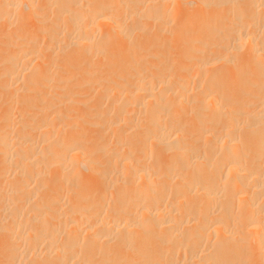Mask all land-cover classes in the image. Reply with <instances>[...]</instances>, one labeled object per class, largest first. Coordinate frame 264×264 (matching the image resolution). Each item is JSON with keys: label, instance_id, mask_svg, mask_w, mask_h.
I'll return each instance as SVG.
<instances>
[{"label": "bare ground", "instance_id": "1", "mask_svg": "<svg viewBox=\"0 0 264 264\" xmlns=\"http://www.w3.org/2000/svg\"><path fill=\"white\" fill-rule=\"evenodd\" d=\"M0 48L4 264H264V0H0Z\"/></svg>", "mask_w": 264, "mask_h": 264}, {"label": "rangeland", "instance_id": "2", "mask_svg": "<svg viewBox=\"0 0 264 264\" xmlns=\"http://www.w3.org/2000/svg\"><path fill=\"white\" fill-rule=\"evenodd\" d=\"M44 17L45 16H38V18H40L39 20L40 21H44ZM39 20L36 18V21H37V23L38 24H40V22H39ZM43 23H47V25L49 24V23H51V22H43ZM50 52V51H49ZM48 52V53H49ZM5 53L6 52H2L1 51V48H0V56H3V55H5ZM48 53H46V54H48ZM50 53H52V52H50ZM63 55V56H62ZM48 56V58L51 56V55H47ZM61 56L64 58H62L63 60H61ZM61 56H60V60H58L60 63V67H62V66H64V64L65 65H69L71 62H72V59H71V57H70V55L68 54V55H66V53H63V54H61ZM65 56V57H64ZM55 58H57L56 56H54ZM62 62V63H61ZM1 65V64H0ZM1 66H0V70H1ZM69 71V70H68ZM66 74V75H65ZM65 74L63 75V76H66V79H69L70 77H71V75L67 72H65ZM69 74V75H68ZM102 100L101 99V96L99 95V94H97L89 103H88V105H86V106H81L80 108H79V116H78V128H83L84 130H86V129H90V127L92 128L91 129V131L93 130V133L94 134H96L97 132L99 133V131H101L100 129H98L99 127H95V125H94V123H95V121H96V116L93 114V116H88V114L90 113V110L94 107V106H96L97 104H99V102ZM1 102V104L0 105H2V101H0ZM96 104V105H95ZM104 106H106V104L104 105ZM103 109H105V107H103ZM103 111V110H102ZM0 116H1V114H0ZM2 117V116H1ZM1 117H0V119H1ZM1 123V122H0ZM0 126H1V124H0ZM88 127V128H87ZM95 129V130H94ZM88 131H90V130H88ZM94 131H96V132H94ZM99 134H97L96 136H98ZM4 175V174H3ZM2 174H0V185H1V182L3 181L2 179H1V177L3 176ZM1 196H2V192H1V190H0V199H1ZM0 262L2 263V264H4L5 263V259L4 258H2V259H0ZM0 263V264H1Z\"/></svg>", "mask_w": 264, "mask_h": 264}]
</instances>
